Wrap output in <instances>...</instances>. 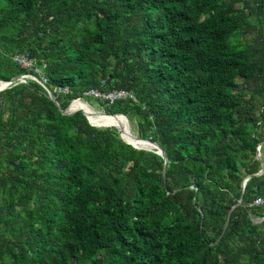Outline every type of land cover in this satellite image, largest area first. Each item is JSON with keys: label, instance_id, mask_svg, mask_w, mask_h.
<instances>
[{"label": "trees", "instance_id": "1", "mask_svg": "<svg viewBox=\"0 0 264 264\" xmlns=\"http://www.w3.org/2000/svg\"><path fill=\"white\" fill-rule=\"evenodd\" d=\"M17 53L59 107L33 80L0 92V264H264L247 206L264 196V0H0V81L28 74ZM90 89L132 92L94 101L137 116L165 161L61 113Z\"/></svg>", "mask_w": 264, "mask_h": 264}, {"label": "built area", "instance_id": "2", "mask_svg": "<svg viewBox=\"0 0 264 264\" xmlns=\"http://www.w3.org/2000/svg\"><path fill=\"white\" fill-rule=\"evenodd\" d=\"M11 60L19 68L27 71L28 72L27 75H34V74H31L30 72L36 73L37 75L40 76V78H41L40 81L45 83L46 80L44 79L42 72L36 67V60L33 57H30L26 53H21V54L17 53V54H14L11 56ZM27 80H31V78L27 79ZM56 91H57V93L64 95V96H66L70 93V91L67 88H60L59 87L56 89ZM82 97L101 100V101L107 102L109 104H113V103L120 101V100H131L132 102H137L133 93L125 91V90H115V91H111V92H102V91H99L98 89H90L88 91L83 92ZM75 101H81V97L72 100L70 102V106ZM77 110L78 109H75L74 111L76 112ZM256 149H257V153L259 154L260 146L258 145ZM247 206L264 209V196H258Z\"/></svg>", "mask_w": 264, "mask_h": 264}, {"label": "water", "instance_id": "3", "mask_svg": "<svg viewBox=\"0 0 264 264\" xmlns=\"http://www.w3.org/2000/svg\"><path fill=\"white\" fill-rule=\"evenodd\" d=\"M31 78V80H33V81H35V82H37V83H39L40 84V86H42V88L45 90V92H46V94H47V96L55 103V105L57 106V107H59V104H58V102H57V100H56V98H55V96L53 95V93L50 91V89L46 86V84L45 83H43L42 81H40V79L39 78H37L36 76H34V75H19V76H16V77H13L12 79H10L8 82H4V81H0V84H1V86H0V92L1 91H3L4 89H6L8 86H11V85H14V84H16V83H26V80L27 79H30ZM77 111H80L84 116H85V118L88 120V122L92 125V126H94V127H99V128H107V127H115V126H110V125H103V126H96V125H94V124H92L91 122H90V120L88 119V117H87V115L82 111V109H78ZM75 111H70V109H69V107H67L65 110H61V113H63V114H66V115H70V114H73ZM97 113V112H96ZM98 113H100L101 114V112H98ZM104 116H109V117H113V116H116V115H118V114H116V115H107V114H103ZM119 116H121V117H123L125 120H126V122H128L127 121V118L124 116V115H120L119 114ZM119 137H120V139L122 140V141H124L126 144H128V145H131L134 149H138V150H148V151H153L156 155H158V156H160L161 158H163V160L165 161V154H164V152H163V150L160 148V146L159 145H157L155 142H152L151 140H149V139H140L139 138V140H141V141H145V142H147V143H149V144H151V145H153V149H144V148H142V147H137V146H134V145H132V144H130L128 141H126L125 139H124V137L121 135V134H119ZM165 169H166V166H165V164H164V167H163V171H162V175H163V178L165 177ZM240 204V201L236 204V205H239ZM235 206H233L231 209H230V211L228 212V215H227V220H226V223H225V227H226V225H227V223H228V220H229V217H230V214H231V211L233 210V208H234ZM264 218H262V219H256V220H254L255 222H260V221H262Z\"/></svg>", "mask_w": 264, "mask_h": 264}, {"label": "bare ground", "instance_id": "4", "mask_svg": "<svg viewBox=\"0 0 264 264\" xmlns=\"http://www.w3.org/2000/svg\"><path fill=\"white\" fill-rule=\"evenodd\" d=\"M70 3V2H69ZM1 86V84H0ZM78 101H75L72 105V107L70 108V111H74L75 109H82V111L87 112L90 117H91V121L92 124L96 125V126H103V125H110V126H115V127H122L126 130L128 138H129V142L137 147H142L144 149H153V145L151 144H141L137 138L134 136V134H132L130 132L129 126L126 125V120L124 118H118L115 120H110L108 118H106L105 116L101 115L100 113H96V111H94L92 108H90L89 106L86 105V103H79L77 104Z\"/></svg>", "mask_w": 264, "mask_h": 264}, {"label": "rangeland", "instance_id": "5", "mask_svg": "<svg viewBox=\"0 0 264 264\" xmlns=\"http://www.w3.org/2000/svg\"><path fill=\"white\" fill-rule=\"evenodd\" d=\"M84 102L86 103L87 106H89L90 108H92L94 111L101 112V115H103L102 114V113H104L103 112V109L97 103H95L94 99L86 98V97H81V101L79 103H84ZM79 103H77V104H79ZM67 107L70 108V103L68 104ZM127 121H128V123H126V125L129 126L130 132L132 134H134V136L137 138V123H138V117L137 116L136 117L134 116L131 119H127ZM113 128H116V127H113Z\"/></svg>", "mask_w": 264, "mask_h": 264}, {"label": "crops", "instance_id": "6", "mask_svg": "<svg viewBox=\"0 0 264 264\" xmlns=\"http://www.w3.org/2000/svg\"><path fill=\"white\" fill-rule=\"evenodd\" d=\"M260 146V149H259V154L257 153L256 157L257 159L260 161V164H261V168L257 174V176L261 175L264 173V142L259 145ZM257 148V147H256ZM256 152H257V149H256ZM247 179H245L246 181ZM244 185V184H243ZM257 198V197H256Z\"/></svg>", "mask_w": 264, "mask_h": 264}]
</instances>
